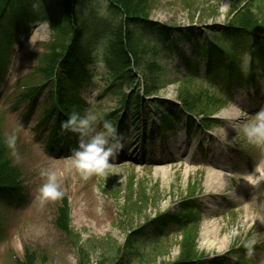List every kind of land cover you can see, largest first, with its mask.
<instances>
[{
	"label": "rangeland",
	"instance_id": "1",
	"mask_svg": "<svg viewBox=\"0 0 264 264\" xmlns=\"http://www.w3.org/2000/svg\"><path fill=\"white\" fill-rule=\"evenodd\" d=\"M37 1L34 7L43 8L47 17L60 12L57 0ZM230 2L153 0L146 17L171 28L192 25L201 29L204 25L225 23L233 15L229 11ZM244 2L239 0L238 6ZM106 4L105 0L98 2L96 14L100 18L106 13ZM102 23L94 26L101 31ZM53 38L48 23L34 22L31 30L5 54V72L0 77V132L5 139L13 133L17 137L18 155L13 156L8 145L7 154L10 167L15 168L13 173H17L13 184L19 181L21 191L20 186L1 191L8 200L5 204L0 199V264L85 261L113 264L118 261L127 233L132 230H140L135 249L141 252L132 264H169L181 260L182 248L189 243L182 242L176 225L166 222L165 229L155 237L157 232L151 222H155L159 213L175 210L180 202L191 198L197 201L194 211L200 221L194 225L197 228L193 251L198 255L195 258L205 256L206 264H241L228 252L233 249L238 256L246 255L244 241L255 239L252 255L255 261L247 262L264 264V144L249 142L243 132V125L264 108V79L259 78L255 85H231L229 104L213 115L222 124L209 125L198 136H187L180 129L171 136L175 142L137 144L131 141L136 130L128 120L129 128L120 132L124 147L110 158L111 166L106 174L85 178L72 164V149L78 143L66 152L48 148L47 135L54 115H48L46 124L41 122L48 114L51 87L45 84L39 95L30 93L32 87L45 82L40 60L43 53L50 52ZM142 46L143 42L137 40L133 50L140 51ZM180 47L191 56L188 42ZM124 49L123 45L117 48L121 57ZM243 57L247 60L246 54ZM132 58L131 55L128 60ZM163 61L169 71V83L158 92L157 104L179 100L176 81L180 73L175 71V66L184 67L177 51ZM199 62L203 64L205 60ZM128 64L129 69L134 68L131 61ZM58 67L56 61L53 70ZM91 70L100 73L102 65L91 66ZM196 81L206 85L200 78ZM102 83L99 76L88 79L79 97L84 99L85 111L92 109L103 117L119 108V100L116 95L103 92ZM128 90L123 88L122 92ZM145 108L147 113L152 111ZM195 116L202 117L198 112ZM154 137L163 136L156 133ZM213 167L225 178L220 188L208 190L206 175ZM43 169L56 173L63 196L42 204L38 189L47 180L40 175ZM9 175L6 173L3 180ZM215 222L220 229L211 236L207 230ZM123 262L125 259L119 264Z\"/></svg>",
	"mask_w": 264,
	"mask_h": 264
},
{
	"label": "trees",
	"instance_id": "2",
	"mask_svg": "<svg viewBox=\"0 0 264 264\" xmlns=\"http://www.w3.org/2000/svg\"><path fill=\"white\" fill-rule=\"evenodd\" d=\"M57 1L60 12L49 18L43 8L34 7L39 2L37 0H0V77L5 72V54L31 30L34 22L47 21L52 36L54 34L50 52L43 53L40 60L45 82L30 89L34 96L41 93L45 84L51 87L46 113L56 114L48 135L52 144L67 145L71 137L76 136L63 130L61 125L72 112L81 115L86 112L84 102L76 100L78 91L83 82L96 76L102 80L104 91L106 89L109 94L119 96V105L126 106L122 116L115 114L116 111L103 115L115 126H122L129 115L140 120L141 109L149 103L163 116L156 129L166 132L184 127L188 133L219 125L211 115L229 104L231 85H255L259 78L264 79V0H245L240 7L239 0H231L229 11L233 15L225 23L204 25L201 29L194 26L171 28L149 20L146 12L153 0H105L107 10L102 18L96 14L99 12V0ZM100 21L104 22L101 31L94 26ZM137 40L143 42L140 51L133 50V43ZM183 42H188L192 48L191 56L180 47ZM120 45L125 47L124 57L117 50ZM174 51L185 64L184 70L175 66V71L180 73L176 81L179 84V102L157 104L158 98L153 95L167 86L169 77L163 60L170 59ZM128 52L130 57L133 56L131 60H128ZM164 52L169 53L164 55ZM244 54L247 57L246 70ZM200 59L205 63L200 64ZM56 61L58 71L53 70ZM130 61L133 69H129ZM98 64L102 65L100 73L91 70V66ZM197 78L205 81L206 85L197 84ZM218 87H221L220 91ZM123 88L131 89L130 93H123ZM256 92L257 95L259 91ZM197 112L202 117L195 122L192 115ZM46 122L42 120L41 124ZM135 127L139 133L140 127ZM148 130L144 125L140 135L152 138ZM14 169L9 165L6 139L0 132V183L3 184L0 191L6 188L11 191L20 186L19 181L15 186L13 184L17 177ZM6 173L10 175L3 180ZM195 205L194 199L184 200L175 210L156 216L158 230H164L166 222H172L181 233L182 242L189 243L182 248L184 257L169 264H206L207 260L195 258L198 255L193 251L197 228L194 225L200 223L194 211ZM138 232L140 230L127 233L118 261L113 264H119L123 259V264H132L141 256V252L135 249ZM228 254L237 256L239 261H255L252 256H238L233 249ZM79 264L94 263L85 261Z\"/></svg>",
	"mask_w": 264,
	"mask_h": 264
},
{
	"label": "clouds",
	"instance_id": "3",
	"mask_svg": "<svg viewBox=\"0 0 264 264\" xmlns=\"http://www.w3.org/2000/svg\"><path fill=\"white\" fill-rule=\"evenodd\" d=\"M245 60V70H246ZM62 129L78 134V146L72 149V164L85 178L97 174L105 175L106 170L111 166L110 158L116 156L124 147L123 134L118 132L111 120L100 116L96 111L89 109L83 115L79 112H72L68 119L62 122ZM244 135L249 142L264 144V108H261L255 115L243 125ZM16 135L7 136L6 143L13 149V156L18 154L16 148ZM47 180L38 189L41 203L48 200H56L63 196L57 183L56 173L43 169L40 172ZM255 239H247L243 243L246 255L252 256L255 252Z\"/></svg>",
	"mask_w": 264,
	"mask_h": 264
},
{
	"label": "bare ground",
	"instance_id": "4",
	"mask_svg": "<svg viewBox=\"0 0 264 264\" xmlns=\"http://www.w3.org/2000/svg\"><path fill=\"white\" fill-rule=\"evenodd\" d=\"M219 122H222V121L219 119ZM214 169H215L214 167L209 169V171L206 175L207 183L205 186H206V188H208V190L212 189V187L220 188L221 187L220 184L222 183V180L225 178V175L223 173L221 174ZM205 223H207V221H205L204 224ZM219 229L220 228H219L217 222H215L214 226L209 228L207 231H210L212 233L211 236H214V235H216V233L218 232L217 230H219Z\"/></svg>",
	"mask_w": 264,
	"mask_h": 264
}]
</instances>
